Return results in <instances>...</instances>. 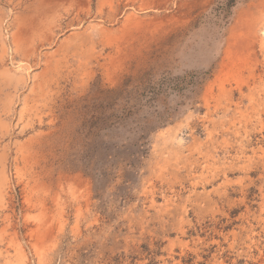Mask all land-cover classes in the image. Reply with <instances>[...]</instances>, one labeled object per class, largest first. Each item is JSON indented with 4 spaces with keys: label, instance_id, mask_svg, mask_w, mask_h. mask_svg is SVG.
I'll return each mask as SVG.
<instances>
[{
    "label": "rangeland",
    "instance_id": "1",
    "mask_svg": "<svg viewBox=\"0 0 264 264\" xmlns=\"http://www.w3.org/2000/svg\"><path fill=\"white\" fill-rule=\"evenodd\" d=\"M264 0H0V264H264Z\"/></svg>",
    "mask_w": 264,
    "mask_h": 264
},
{
    "label": "bare ground",
    "instance_id": "2",
    "mask_svg": "<svg viewBox=\"0 0 264 264\" xmlns=\"http://www.w3.org/2000/svg\"><path fill=\"white\" fill-rule=\"evenodd\" d=\"M260 31H261V34L263 35V36H262V40H263V42H264V22H263L262 25H261Z\"/></svg>",
    "mask_w": 264,
    "mask_h": 264
}]
</instances>
